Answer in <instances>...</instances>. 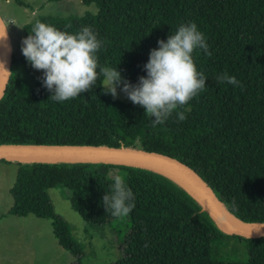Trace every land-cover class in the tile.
I'll return each mask as SVG.
<instances>
[{
	"label": "trees",
	"instance_id": "1",
	"mask_svg": "<svg viewBox=\"0 0 264 264\" xmlns=\"http://www.w3.org/2000/svg\"><path fill=\"white\" fill-rule=\"evenodd\" d=\"M11 1L25 7L20 0ZM79 1L93 5L95 13L39 18L21 27L24 39L38 21L69 34L91 27L103 42L96 54L98 65L116 68L123 80L136 85L147 76L144 65L150 51L158 49L157 42H166L180 25L194 22L211 53H193L197 70L206 78L205 89L177 109L184 121L174 112L153 127L154 118L145 116L144 108L105 93L102 75L90 92L56 102L42 78L29 85L9 73L0 99V145L158 153L193 170L231 215L264 224V0ZM224 72L235 76L243 89L218 82ZM0 163L17 166L7 214L49 220L54 241L75 257L77 246L67 224L53 213L47 191L59 190L85 223L104 226L117 217L107 213L103 197L111 194L114 177L126 174L135 208L126 217L123 257L110 264H264V237L224 232L193 196L155 171L104 163ZM232 241L243 246L244 262L222 257V248Z\"/></svg>",
	"mask_w": 264,
	"mask_h": 264
},
{
	"label": "clouds",
	"instance_id": "2",
	"mask_svg": "<svg viewBox=\"0 0 264 264\" xmlns=\"http://www.w3.org/2000/svg\"><path fill=\"white\" fill-rule=\"evenodd\" d=\"M6 28L0 21V39L7 38ZM21 43L25 59L33 69L43 72L42 83L53 93L52 100L64 102L90 92L102 75L103 87L107 88L105 93L115 99L119 87L134 105L145 109V116L154 118L153 127L164 124L174 112L178 121L186 119L184 113L177 112V109L202 92L206 81L197 70L193 53L202 49L205 55H211L205 36L196 23L182 24L166 42H157L158 49L150 51L148 62L144 65L146 78L140 77L138 83L132 85L122 79L116 68L98 65L96 54L103 42L91 27L86 26L76 34H69L38 21ZM217 81L243 89L241 82L227 72L218 75ZM0 99H3L2 92ZM125 176L116 175L111 194L103 197L104 207L113 217H127L135 208V197L126 185Z\"/></svg>",
	"mask_w": 264,
	"mask_h": 264
},
{
	"label": "rangeland",
	"instance_id": "3",
	"mask_svg": "<svg viewBox=\"0 0 264 264\" xmlns=\"http://www.w3.org/2000/svg\"><path fill=\"white\" fill-rule=\"evenodd\" d=\"M20 1L25 7L17 6L11 0H1L0 17L7 26L11 46L10 74L32 85L43 77V72L33 69L22 55L24 37L21 27L39 18H78L85 13L94 14L96 10L93 5H82L79 0ZM103 80L104 77L101 86L107 90L103 87ZM117 94V101L131 102L118 89ZM16 168L14 163H0V264H110L123 257L122 249L129 233L126 217H117L104 226L85 223L70 208L68 200L60 197L57 189L47 191L49 203L53 213L67 224L69 235L78 249L77 257L57 245L52 238L49 220L31 215H8L11 206L9 189ZM222 257L238 263L246 260L243 246L233 241L222 248Z\"/></svg>",
	"mask_w": 264,
	"mask_h": 264
},
{
	"label": "water",
	"instance_id": "4",
	"mask_svg": "<svg viewBox=\"0 0 264 264\" xmlns=\"http://www.w3.org/2000/svg\"><path fill=\"white\" fill-rule=\"evenodd\" d=\"M0 21L3 22L1 17ZM10 64L11 46L7 33L6 39H0L2 93L8 82ZM0 159L22 163H104L152 170L174 181L193 196L224 232L245 238L264 237V224L243 222L231 215L193 170L158 153L97 146L0 145Z\"/></svg>",
	"mask_w": 264,
	"mask_h": 264
}]
</instances>
